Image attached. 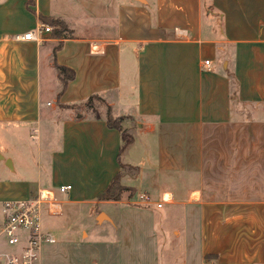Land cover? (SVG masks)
<instances>
[{
    "label": "crops",
    "instance_id": "1",
    "mask_svg": "<svg viewBox=\"0 0 264 264\" xmlns=\"http://www.w3.org/2000/svg\"><path fill=\"white\" fill-rule=\"evenodd\" d=\"M43 17L67 38L16 39ZM93 95L137 123L149 202L100 198L123 138ZM0 135V224L41 198V264H264V0H0Z\"/></svg>",
    "mask_w": 264,
    "mask_h": 264
},
{
    "label": "built area",
    "instance_id": "2",
    "mask_svg": "<svg viewBox=\"0 0 264 264\" xmlns=\"http://www.w3.org/2000/svg\"><path fill=\"white\" fill-rule=\"evenodd\" d=\"M53 28L43 22L36 25L35 30L16 36L17 40H29L42 43L44 34ZM205 69L211 68V61L205 60ZM72 188L71 185L61 186V192ZM143 201L149 202L147 193L141 194ZM162 203H158L161 207ZM3 221L0 224V238H4L10 246H18L14 252H0V261L4 264H41V252L44 244L55 243L51 233L43 230L41 216V198L25 200H7L2 205Z\"/></svg>",
    "mask_w": 264,
    "mask_h": 264
},
{
    "label": "rangeland",
    "instance_id": "3",
    "mask_svg": "<svg viewBox=\"0 0 264 264\" xmlns=\"http://www.w3.org/2000/svg\"><path fill=\"white\" fill-rule=\"evenodd\" d=\"M92 107H93L92 110H96L97 112L106 113L107 111V103L105 99L103 98L94 99L92 102ZM86 108L88 107L86 106ZM122 128L125 130V136L127 139L123 145L122 156H121V163L123 165V167L121 168L122 183L126 186H129L128 183H131L130 180H132L139 171L138 165H134L131 163L133 160H135V156H134L135 152H136L137 157H139L138 148H137V146L139 145L138 144L139 143L138 126H137V123L135 124L131 120L125 119L122 121ZM165 131H162V132L159 131V132L162 134ZM165 133H168V136L166 139L167 144L173 145L175 154L176 153L178 154V144H179L178 131L170 132V130H168ZM0 138H1V135H0ZM142 145L144 146L145 150H147V144L145 142H142ZM156 151H157V148H156ZM174 167L175 169H178L177 168L178 165H175ZM142 190L138 191L137 189H135L134 194L131 197V201H137V202H139V200L143 201L140 195L144 193L148 194V192L142 191ZM130 193H131L130 191L125 192L123 199L129 200ZM153 196H155V198L157 199V195H153ZM100 219H103V217H100ZM85 259L91 260L90 264H97L99 262V248H95L91 250V255L85 257ZM87 260L82 262V264H88ZM0 264H4V263L0 262Z\"/></svg>",
    "mask_w": 264,
    "mask_h": 264
},
{
    "label": "trees",
    "instance_id": "4",
    "mask_svg": "<svg viewBox=\"0 0 264 264\" xmlns=\"http://www.w3.org/2000/svg\"><path fill=\"white\" fill-rule=\"evenodd\" d=\"M42 19H43V22H46L52 26L53 28L52 32H53L54 37L67 38L69 30L64 21L60 19L49 18V17L48 18L43 17ZM57 69L59 72V76L61 77V80L63 81L64 85H66L67 82L73 79L75 76L74 71L66 67L57 65ZM96 98H102V97L99 95H93L85 101L84 105L87 106L89 109H93L92 102ZM93 112L95 113L96 116H100L99 115L100 112H97L96 110H93ZM106 115H107L109 126L113 128H117L121 131L122 138H123V145H124L127 139L125 136V130L122 128V121L125 119H129L135 123L134 119L129 116L114 117L112 115L111 108L108 105H107ZM122 167L123 165L121 163V168ZM127 191L131 192L129 196V198H131L132 195L134 194L135 189L133 187L126 186L122 183V173L119 172L117 176L113 179L109 187L100 195V198L104 200H122L124 197V193Z\"/></svg>",
    "mask_w": 264,
    "mask_h": 264
},
{
    "label": "bare ground",
    "instance_id": "5",
    "mask_svg": "<svg viewBox=\"0 0 264 264\" xmlns=\"http://www.w3.org/2000/svg\"><path fill=\"white\" fill-rule=\"evenodd\" d=\"M164 197H165V199H170L172 196H171V194L166 193V194L164 195Z\"/></svg>",
    "mask_w": 264,
    "mask_h": 264
}]
</instances>
